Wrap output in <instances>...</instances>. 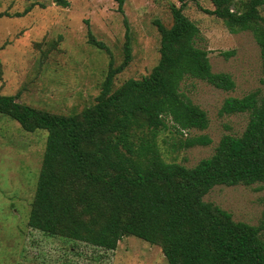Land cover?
<instances>
[{
  "label": "trees",
  "instance_id": "1",
  "mask_svg": "<svg viewBox=\"0 0 264 264\" xmlns=\"http://www.w3.org/2000/svg\"><path fill=\"white\" fill-rule=\"evenodd\" d=\"M115 1L123 12L124 0ZM178 1L171 5L172 24L156 23L160 57L150 73L113 88L114 77L131 61L126 36L122 61L114 65L109 59L95 102L80 112L55 113L0 94V114L26 131H48L27 223L108 250L124 236H135L159 245L168 264H264V220L236 221L203 199L215 185L264 184V94L225 98L219 113L247 112L246 127L240 135L224 134L194 166L166 161L158 145L161 131L182 135L209 125L206 111L181 88L186 78L235 88L231 75L213 71L208 50L197 45L200 30L183 13L189 0ZM210 1L213 9L203 10L230 32L253 35L264 75V0ZM88 41L109 53L90 30ZM210 143L208 135L197 134L180 140L179 147Z\"/></svg>",
  "mask_w": 264,
  "mask_h": 264
},
{
  "label": "rangeland",
  "instance_id": "2",
  "mask_svg": "<svg viewBox=\"0 0 264 264\" xmlns=\"http://www.w3.org/2000/svg\"><path fill=\"white\" fill-rule=\"evenodd\" d=\"M237 1V0H235ZM0 0V94L55 113L74 114L95 102L109 59H123L126 38L131 61L114 77L113 88L126 79H140L157 64L160 33L157 22L172 24L171 5L178 0ZM210 0H189L183 13L200 30L197 45L208 50L212 70L229 73L233 90L186 78L182 90L207 113L204 130L179 135L161 131L158 145L166 161L187 167L210 156L224 134L240 135L247 112L220 114L228 96L259 90L264 94L260 49L249 31L230 32L223 21L203 9ZM264 16V7L260 8ZM126 19V22H125ZM88 30L109 50L88 41ZM127 36V37H126ZM206 134L208 145L179 147L187 136ZM48 131L29 132L0 114V264H168L159 245L124 236L114 250L104 249L28 226ZM264 184L215 185L203 199L229 211L236 221L264 220Z\"/></svg>",
  "mask_w": 264,
  "mask_h": 264
}]
</instances>
